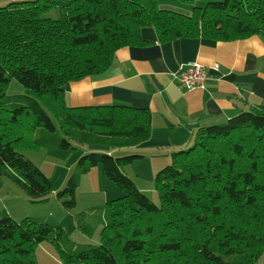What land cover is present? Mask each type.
I'll list each match as a JSON object with an SVG mask.
<instances>
[{"label": "trees", "instance_id": "16d2710c", "mask_svg": "<svg viewBox=\"0 0 264 264\" xmlns=\"http://www.w3.org/2000/svg\"><path fill=\"white\" fill-rule=\"evenodd\" d=\"M162 1L33 0L0 8V178L43 202L52 185L22 150H121L150 138L148 109L65 102L67 84L105 74L120 49L150 44L143 29L153 28L162 43L264 41V0H207L189 15L165 9ZM10 78L25 94L7 96ZM191 144L171 153L170 165L158 171L160 206L124 171L143 155L81 156L57 193L65 209L75 208L81 177L99 165L124 192L75 219L88 236L102 223L100 245H75L51 219L17 222L0 213V264H38L36 251L46 241L62 264H256L264 254V105L200 128Z\"/></svg>", "mask_w": 264, "mask_h": 264}, {"label": "crops", "instance_id": "0c3cea01", "mask_svg": "<svg viewBox=\"0 0 264 264\" xmlns=\"http://www.w3.org/2000/svg\"><path fill=\"white\" fill-rule=\"evenodd\" d=\"M33 0H0V8ZM162 7L184 14L192 9L177 0H163ZM145 46L117 51L110 70L65 86L69 107L122 105L150 110L152 130L148 140L129 148L153 160L158 172L171 153L186 149L203 127L223 125L231 117L264 105V41L259 36L236 41L178 39L159 42L153 28H145ZM191 63L205 67L210 75L203 89L186 90L175 76ZM91 151L113 153L114 150ZM38 264H62L42 248ZM264 264V254L256 262Z\"/></svg>", "mask_w": 264, "mask_h": 264}, {"label": "rangeland", "instance_id": "374dc122", "mask_svg": "<svg viewBox=\"0 0 264 264\" xmlns=\"http://www.w3.org/2000/svg\"><path fill=\"white\" fill-rule=\"evenodd\" d=\"M212 2H224L225 0H210ZM207 0H194L193 6L203 8ZM7 96L25 94L24 87L15 79L10 78V84L6 90ZM57 129L59 124L57 119L50 114ZM193 145L191 144V147ZM76 150L66 152L61 149L27 148L22 150L24 156L35 164L41 172L48 178L53 191L48 194L47 200L39 203L32 202V199L16 183L8 178H0V213L10 215L15 221L21 222L30 219H51L57 222L64 230L69 240L75 245L99 246L101 242L102 223L94 225V232L91 236L83 234L77 227L76 218L92 214L105 207L112 200L124 196L110 179L103 174L102 166H96L90 172L81 177L80 185L76 191V206L72 210L64 208L57 199V193L67 187V183L74 174L77 163L81 156L93 152L90 146H76ZM190 148V147H189ZM100 152V151H99ZM137 152L129 148L114 150L112 155L124 157L136 154ZM171 161V156H170ZM170 161L161 169L170 165ZM153 160H137L124 168L126 174L136 183L137 187L150 198L157 206H160L159 194L156 190V172H151L150 166ZM160 169V170H161ZM51 249V252L59 259L56 248L48 241L43 242L37 249L36 254L42 248ZM60 260V259H59ZM61 262V261H60Z\"/></svg>", "mask_w": 264, "mask_h": 264}, {"label": "built area", "instance_id": "2783aa9c", "mask_svg": "<svg viewBox=\"0 0 264 264\" xmlns=\"http://www.w3.org/2000/svg\"><path fill=\"white\" fill-rule=\"evenodd\" d=\"M210 75L205 67L198 63H191L175 76V81L186 90L203 89Z\"/></svg>", "mask_w": 264, "mask_h": 264}]
</instances>
